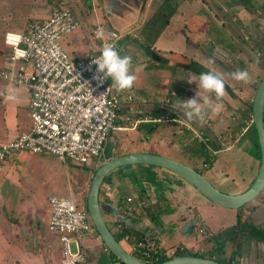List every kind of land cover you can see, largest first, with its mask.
<instances>
[{"label":"crops","instance_id":"1","mask_svg":"<svg viewBox=\"0 0 264 264\" xmlns=\"http://www.w3.org/2000/svg\"><path fill=\"white\" fill-rule=\"evenodd\" d=\"M33 1L25 2L27 3L25 5L28 6H33L34 4L31 11L28 8H21V5H19L20 1L12 0L14 4L12 9L5 13L4 20L0 16V20L7 22L11 17H20L23 22L17 31H21L28 21L41 20L47 17L60 0ZM63 1L70 8H72L70 4L79 2V0ZM91 2H93L92 7L99 2L100 14L97 10H90L88 19L93 23H86L82 28L78 26L75 31L63 37L62 46L64 50L74 59L86 58L91 54H95L98 49V42L94 40L92 34L95 27L103 28L104 31L115 30L119 32L121 38L118 40L116 48L121 56L130 55L132 57V73L137 77L134 85H136L138 92L141 94L139 96L141 101L137 102L131 94L134 86L130 91L117 93L114 88L110 87L111 79H109L110 90L117 93L115 101L118 108L119 121L116 125L123 127L121 130L114 129L113 131L130 132L131 134L138 133L141 137L135 138L134 145H132V141L129 142L127 139V145L122 142L123 145L117 146V138L113 137V131H111L104 147L103 157H112L113 153L118 156L134 152H149L159 155L170 152L172 159L192 167L189 163L191 162L193 165L194 158L183 151L181 153V149L189 147L187 143L190 141L197 142L196 137H192L188 142L186 140L183 145L179 142L180 145L167 135H163L165 128L156 130V132L160 130L157 133L159 139H156V135L151 133L156 124L172 123L190 131L193 136H195L196 132H199L203 134V137H206V139L202 140L203 143H206V149L201 145V151H203V154L208 155L207 157L210 161L207 162L210 167L205 169L201 166V169H205L206 172H214L217 164L220 167L224 165L221 163L219 156L225 151H231L237 144H241L243 151L244 148L249 151L248 154L245 153L247 156V174L252 172L251 175L253 176L257 172L258 155L256 156V150L247 139L248 137H245L244 133L241 132L245 124L244 121L251 115L249 107L247 112L240 115L243 117L240 127L222 128L219 118L220 111H209L206 117V122L209 123L208 126L200 128L201 122L198 120L188 121L182 112L174 108L173 105L178 99L186 100L187 94L199 91L197 87L189 85L187 82V79H189L187 78L188 75L196 77L198 84L200 73L209 70L218 72L216 69L225 68L224 64L228 59L226 58L227 53L225 50L228 47L224 44L223 38L227 39V36L233 38L235 40L234 48L244 54L245 59L250 60L248 57L249 52L255 49V46L252 47V42L256 38L255 36L260 34V30H257V28H263V24L256 21L257 15L255 12L244 13L245 11L243 10L239 11L243 7L230 3L229 0H174L172 1L173 3L170 0H91ZM253 2L255 1L253 0ZM37 3L38 5L35 6ZM255 4H258L264 10V0H258ZM245 6L248 7L247 5ZM72 13L79 22L76 11H72ZM211 21L212 23L214 22L212 26L218 27L212 33L215 35L216 30H218L222 35L217 37V41L214 39L213 48H211L210 44L207 46V41L202 44L197 41V38L206 34L207 24H210ZM8 26H10L9 21ZM222 29H225V32ZM241 29L243 32L240 35L239 30ZM185 30L187 31L186 37L184 35ZM256 31L259 33H255ZM209 33L210 30L208 29V37L210 36ZM3 38L2 44L0 41V64L6 63L7 48L3 43ZM261 39L263 38L261 37ZM204 47H206V50H204ZM183 61L188 62L183 63ZM181 75L184 77H181ZM2 81L0 79V142L7 143L28 131L30 127L29 93L22 87H11V85V88H9L2 84ZM255 81L256 77L248 83V86L250 87ZM3 82L7 84L5 81ZM142 86L152 90V95L144 92V87ZM225 86L229 87L226 82ZM249 87L245 90H250ZM225 90L229 94L237 95L230 88L229 90L225 88ZM246 93L248 92H243V97ZM195 96L196 94H192L190 98ZM238 96L228 102L229 107L234 109L233 114L237 117L238 114L235 112H238L237 110L239 109L236 104L239 101V98L237 99ZM201 97H203L202 93ZM130 98H133L132 102ZM210 103L215 105L218 102L210 100ZM161 115L168 116L176 121H152L140 124L134 129L125 128L126 125L120 121L125 116L134 121L138 117L155 119ZM144 125H147L146 128H142ZM177 134L180 135L181 132L178 131ZM235 136L240 137L235 138ZM216 138H219V143L224 144L227 148L213 150V142L218 140ZM242 138L245 139L244 142H240ZM139 140H142L143 143L139 142ZM138 143H142V149L136 148ZM197 143L202 144L201 142ZM247 144L249 147L246 146ZM177 153H179L180 159L176 157ZM197 153L202 154L199 151ZM184 157L188 159L189 163L182 159ZM72 163L76 168L83 167L88 170V173L77 177L78 180L76 179L77 200L74 199V194L69 185L66 191L59 185L62 184L59 165H63L66 168ZM98 166L99 161L93 167H88L72 161H62L49 153L33 154L26 150L17 151L11 158L7 159L0 167V245L5 252L2 255L3 261L0 264H31L32 260L36 259L35 264H45V259L41 256L42 253H33L34 251H31L36 246V243L46 244L47 248L50 249L46 255V261L50 262L51 259L50 264H61L58 236L50 232L48 228L47 230L51 236L47 235L46 229L43 231L44 229L41 228L42 225L45 228L44 223L46 222L48 226L50 216L48 198L51 196L68 197L72 198L78 206L84 207L91 178ZM122 168L110 173V176L108 175L102 182L99 190V205L103 218L105 214L106 219L104 218V220L107 226L111 231L115 232V237L118 236V241L124 247L130 248L128 241L135 242L134 239L144 238L145 236L148 237L144 240L145 242L147 241L146 243L150 241L151 244L149 245L151 247L154 245L160 248L161 252L166 256L174 252L173 250L176 247L178 250L186 247H195L194 250L196 248L201 250L203 249V243L199 241L193 242L189 238L180 235L184 224L192 218H195L197 222L199 221L198 223L204 224L198 209H212L214 211L219 210V212L236 211L237 215L240 216V222L236 221L235 225L233 223L227 224V228L223 230V235L213 236L207 246L210 251H213L217 244H221L223 251L219 253L218 257L224 258L226 262L229 260L230 264H264L263 258H260V252H264V246L258 244L257 240H254L255 238L252 239L253 237L249 238L250 241L243 240L245 236H251L252 231V228L249 227L244 230L241 225L247 220L245 216L248 212L247 210L237 212L238 209H226L212 204L181 178L166 170L145 165H131ZM147 168L150 171H147ZM140 170L151 173L150 175L152 176L154 175L153 181L151 183H142V178H140L139 174H136ZM213 177L218 184L221 183L214 174ZM252 180L253 178H250L247 181V186L242 189L240 187L236 189L237 185L234 186V189L230 190L229 193H238L245 190ZM24 192H30L35 201L26 207L24 217H18L14 213V209L19 205L20 201L18 199L22 198ZM148 195H150V201L146 202ZM17 197L18 199H15ZM142 203L144 204L142 207L138 206ZM247 205V208L250 205L252 207L258 206V208L264 207V204L257 202L256 199H253ZM6 211H10L8 212L10 215ZM256 212H258L257 215L255 213L256 217L252 216L251 219L263 225L264 220L260 221V217L264 216L262 214L264 210ZM124 213H127V216L122 220L121 226H119L117 223L123 218ZM254 222L249 224L254 225ZM203 226L206 227L205 225ZM240 230L242 233H240ZM209 231L211 232V230ZM234 231L236 232L234 234H239L238 236L242 237V239L237 240L238 243L234 241L238 251L242 254L244 253L241 263L238 262L237 258L232 257V254L228 252L225 254V245H223L224 241L228 244L233 243L232 238L235 239L236 236L234 234L231 235V232ZM14 235H16L18 243L23 248L20 245V247H15V242H12ZM145 242L144 246L149 250V246H146ZM83 246L88 264H117L110 259L108 252L103 248L104 245L99 242L98 235L86 236L83 239ZM253 248L257 249L255 250L257 252H253ZM12 249L17 251V254L11 253L10 250ZM101 253L104 254V258L100 256ZM92 256L94 257L93 263L92 260L90 261ZM151 257L148 260H151Z\"/></svg>","mask_w":264,"mask_h":264},{"label":"built area","instance_id":"2","mask_svg":"<svg viewBox=\"0 0 264 264\" xmlns=\"http://www.w3.org/2000/svg\"><path fill=\"white\" fill-rule=\"evenodd\" d=\"M78 26L76 16L66 2L60 0L47 17L30 20L21 31L4 34L7 54L6 63L0 64V79L28 91L31 124L28 131L14 140L0 142V167L15 152L22 150L33 154L49 153L62 161L93 167L111 131L123 128L116 125L119 121L117 93L110 90L109 80L100 82L96 66L92 64L105 43L117 47L121 34L115 30L105 31L106 36L101 40L96 36L100 27H95L92 34L98 42L96 53L74 59L64 50L62 39ZM170 120L176 121L167 116L157 119L138 117L134 121L128 116L120 119L127 129L152 121ZM250 125L251 115L241 132L245 134ZM48 205L47 228L58 236L61 264H88L83 239L95 235V229L87 210L68 197L51 196ZM194 232L204 239L213 237L199 223ZM128 243L139 258L150 259L149 250L143 243Z\"/></svg>","mask_w":264,"mask_h":264},{"label":"rangeland","instance_id":"3","mask_svg":"<svg viewBox=\"0 0 264 264\" xmlns=\"http://www.w3.org/2000/svg\"><path fill=\"white\" fill-rule=\"evenodd\" d=\"M16 1L17 2L18 1L21 2L19 4V5H21L20 6L21 8H24V9L28 8L31 11L33 10L34 4H33V6L25 5V4H27L25 2H29V1H33V0H16ZM172 1H174V0H170L171 3H173ZM229 1H230V3H235L236 5L238 4V5H240V6H242L244 8V9L241 8L239 11L243 10V11H245L244 13H246V12L247 13H252V12L254 13L255 12V14L257 15L256 16L257 17L256 21L261 22L263 24L262 25L263 28H257V30H260V34L258 36H255L256 38H254V40L252 42V47L255 46V49H253L252 52L251 51L249 52V56L248 57H249L250 60L245 59L244 54H242L240 51H237L234 48L235 47V40L233 38L228 37V36H227V39L223 38L224 44L226 45V47H228V49L225 50V52L228 55V56L226 55V58H228V59H227V61L224 64L225 68L216 69V70L223 75L224 81L229 86V87H227V90H229V88H230L231 90L235 91V93L237 95L229 94L225 90L224 97L220 101H217L218 103H220L222 105L220 107V109H219V111H220L219 118H220V124H221L222 128H232V126H234L235 128H236V126L240 127L239 123L242 124L241 121H243V117L240 116V115L243 114L244 112L248 111V107L250 106V104L252 102L253 95H254L255 89H256V87L258 85V82H260V79L262 78V76L264 74V61H263L264 60V10H262L260 8V6H258V4H255V2L257 3L258 0H254L255 2H253V0H229ZM13 2H12V0H0V16H1L2 20H4L5 13L8 10L12 9V7H13L12 5H14ZM35 2H36V0H35ZM92 4H93V2H91V0H79V2L76 3V4L75 3L70 4L72 8H70V7L69 8L72 11H74V12L76 11L77 17L79 19V26L81 28H82V26H85L86 23H93L90 19H88V16H89L88 14H89L90 10H92V9L93 10H97L98 13L100 14V4H99V2H97V4L94 5L93 7H92ZM37 5H38V3L35 6H37ZM245 5H247L248 7H246ZM259 15H260V17H258ZM90 17L92 18V16H90ZM8 21L10 22V26L7 27ZM8 21L7 22H5V21L2 22L0 20V41H1V44H2V38H3L4 33L6 31H17L20 28V24L23 22L22 20H20V17H15V18L11 17V19H8ZM207 25H208V27H206V29H207L206 34H205L206 36L203 35L202 37L197 38V41L200 42L201 44L204 43V41H207V43H208L207 46H209V44H210L211 48H213L215 41H217V37H220L222 35H221V33L218 30H216V32H215L216 36L212 33L214 29L218 28L216 26H212V25H214V22L212 23V21H211L210 24H207ZM80 27H79V29H80ZM208 29L210 30V33H209L210 36L209 37L207 35L208 34ZM222 30L225 32V29H222ZM242 32H243L242 29L239 30V34L240 35L242 34ZM255 33H259V32L256 31ZM184 35H185V37L187 36V31L186 30L184 32ZM211 35H212V37H211ZM261 37L263 39H261ZM214 39H215V41H214ZM204 50H206V47H204ZM255 51H257V52H255ZM185 62H188V61H183V63H185ZM226 69H227L228 72L226 71ZM238 70H246V71H248L249 76H250V81H252V79H255V77H256V81L253 84H251L250 87H249L248 83L245 84L243 82H238V81L232 79L231 73H233L235 71H238ZM181 77H184V76L181 75ZM187 78L190 79V78H192V76L188 75ZM1 83L6 85L9 88L14 87V86H11L10 84L7 85L8 83L5 84L3 81ZM111 83H112V81H111ZM189 85L191 87L194 86V87L198 88V84L197 83L195 84L193 82V83H191ZM133 86H134V88H133L134 90H132L131 94L133 95L134 100L139 102V101H141L140 97H139L141 94L138 92V90L136 88V85H133ZM142 87H144L143 88L144 92L148 93V95H152V93H151L152 90L146 89L145 86H142ZM247 87H249L250 90H245V89H247ZM244 91L248 92V93L244 94V97H243V92ZM192 94H196L195 91L191 92L190 94H187L188 95L187 99H191L190 97H191ZM235 96H238L237 99L239 98V101H237L238 103H236L238 105L239 109L237 110L238 112H235L236 114H238V117L235 116V114H233V110L234 109H231L229 107L230 105L228 104V102H230V100L236 98ZM133 98L132 99L130 98L131 102H132ZM201 98H203V97H201ZM214 99H215L214 95H211L209 97V101L211 100V101L216 102V100H214ZM162 116H165V115H161L160 117H162ZM160 117H158V118H160ZM151 119H153V118H151ZM155 119H157V118H155ZM247 120H245L244 123H246ZM208 124L209 123H207L206 120H205V122L201 124L200 128L201 127L205 128V127L208 126ZM146 126L147 125H144V127H142V128H146ZM160 128H165L163 130V135H167L168 137L171 138V140H174V141H176L178 143L180 142L182 145H183V142H185L186 140H187V142L190 141V139H192V137H194V138L196 137L197 142H201L203 139H206V137H203L202 133L196 132V134H194L195 136H193L190 131L185 130L182 127H180L178 125H174L172 123H168V124L159 123V124H156L155 128L151 132L153 135H156L155 136L156 139H159L158 136H157L158 135L157 133L160 132V130L158 132H156V130L160 129ZM178 131L181 132L180 135L177 134ZM112 135H113L114 138H117L116 139L117 146L123 145L122 142L126 143V145H127V139L129 140V142L132 141V145H134L135 144V138L138 137V136H139L138 138L141 137V135H139L138 133L131 134L130 132L123 133L121 131H113ZM244 136L248 137L247 139L249 140V142H251L252 147L256 150L255 151L256 156L258 155V157H257L258 161H257V164H256V170H257L258 166H259V150H258V145L256 143V137H255V132H254V129H253V125H252V128H251V125H250V127L247 129V131L244 134ZM237 137H240V136H235V138H237ZM216 139H218V140L213 142L214 146L217 145L216 143L219 144V147L216 148V150H218V149H226L227 148V146H225L224 144L219 143V138H216ZM244 140L245 139L242 138L240 140V142L241 141L244 142ZM139 142L143 143L142 140H139ZM197 142L190 141L189 143H187L189 145V147L181 149V153L183 151L185 153H188L190 157L194 158V161L192 160L194 162V164L192 165L191 162L189 163L187 161L188 159L186 157H184L182 159H184L193 168H195L197 171H199L202 174V176H204V178L212 186H214L216 189H218L219 191L225 192V193H229V191L233 190L234 186H236V185H237L236 189H238V187H240L242 189L243 187L247 186V181L250 178L254 179L253 176L256 174V172L255 173L253 172L254 173L253 176L251 175L252 172L247 174L248 173L247 172V167H246V165H247V158L246 157L247 156L245 155V153L248 154L249 151H248L247 148H244V151H243V149L241 148V144H237L235 146V148L232 149L231 151L223 152L222 155L219 156V158H221V161H222L221 163L224 164V165H222L220 167L217 164L215 171L211 173V172H206V170H205L207 167L208 168L210 167V164L208 163L210 161V159H208V157H207L208 155L207 154H203V151H201V145L206 147L205 146L206 143L204 142V144H199ZM142 143H138L136 148L137 149L138 148L142 149V147H143ZM246 146L249 147L248 144ZM198 151L201 152L203 155L202 154L201 155L198 154L197 153ZM176 155H177L176 156L177 158L180 156L179 153H177ZM249 155H250V153H249ZM163 156L170 157V158L172 157V156H170V152L165 153ZM179 159H180V157H179ZM218 161H220V159H218ZM201 166H203L205 169H201ZM135 168H137V167H135ZM146 170L150 171L149 168H147ZM59 171H60V175H61V178H62V184H59V185L61 187H63L64 191H66L68 189V185H69L70 188H71V191L74 194L73 195L74 199L77 200L78 199V195H77V191L78 190H77V181H76V179L78 180L77 177H81V176L85 175L86 173H88V170L84 169L83 167L82 168L81 167L76 168L75 165L72 163L71 165H68L66 168H64L63 165H59ZM144 172L140 170V171H137L136 174L140 175V178H142V180H141L142 183H144V182L151 183L153 181V176L154 175L152 176V175H150L151 173H148L146 171H144ZM213 174L217 177L218 180L221 181V183L218 184L214 180ZM251 182H250V184H251ZM238 184H239V186H238ZM149 198H150V195H148V198H146L147 199L146 202L150 201ZM15 199H18V197L15 198ZM255 199H256L257 202H260L261 204H264V189L258 195V197H256ZM18 200L20 201V203H19V205H17V207H15L14 213L18 217L19 216L20 217H24V214L26 212V210H25L26 207L29 206L31 204V202H34L35 198L31 196L30 192L29 193L24 192L22 198H20ZM247 204H245L244 206H246ZM251 204H254V203H251ZM143 205L144 204L142 203L141 205H138V206L142 207ZM244 206L237 210V212H240V211L243 212V210H247L248 211L245 214V216L247 218L246 222L242 223V224L240 223V224L243 226L244 230H247V227H249V228H253L254 227L253 228L255 230L254 233H261L264 230V224L263 225L258 224L257 222H254V219L252 220L251 218H252V216L256 217L255 213H256V215L258 213L256 211L264 210L263 209L264 207L263 208L262 207L258 208V206L252 207L250 205L248 207L250 209H248L247 208L248 205L246 207H244ZM6 212L8 213L10 211H6ZM198 212H199V215L201 217V220L204 223L203 225H205L209 230H211V232L214 234L213 236H215V237H217L218 235H223V230H225L227 228L226 227L227 224L233 223V225H235L236 221L238 223L240 222V216L237 215L236 211H220L219 212V210L218 211H214L212 209H209V210H207V209H198ZM217 212H219V213H217ZM262 214H264V212ZM8 215H10V213H8ZM126 216H127V213H124L123 214V218H121L120 222L117 223L119 226H121L122 220H124L126 218ZM104 218L106 219L105 214H104ZM261 220H264V216L260 217V221ZM198 222L196 221V223H198ZM250 222H254L255 224L251 225V224H249ZM199 224H202V223L200 222ZM44 226H45V228L43 227V225L41 226V228L44 229L43 231H45V229H46V234L51 236V234L47 230V222L44 223ZM206 227H204V228H206ZM112 233L114 234L115 232L112 230ZM234 233H236V232L235 231L231 232V235H233ZM240 233H242V231ZM234 235L236 237H235V239L232 238L233 239L232 240L233 241L232 244L231 243L228 244V243H226V241L223 242V245H225V250H226L225 254H227V252L232 254V257L237 258L238 262L241 263L243 261L242 258H243L244 253L242 254V253H240L238 251V248H236V245H234L235 244L234 241L242 239V237H239L238 236L239 234H234ZM194 236H196V235H194ZM252 237L253 236H245L243 240L244 241H250L249 238H252ZM261 237H262V235H261ZM116 238H117V240H119L118 236H116ZM145 238L147 239L148 237L144 236V238H139V239H136V240L134 239V241L136 243H141V244L143 243V245H144V242H145L144 240H146ZM252 239H254L255 241L257 240L256 242L258 244H260L261 246L262 245L264 246V243H262L261 241H260L261 242L260 243L258 241V237H253ZM224 240H225V236H224ZM259 240H260V238H259ZM196 241H199V242L204 244L203 245V249L202 250H198V252L201 254L200 255L201 257L209 258V257L212 256V258H214L213 253H214L215 248H214L213 251H210V248L207 246V244H209L211 242L209 239H207V241H206L204 238L196 236ZM12 242H15V247H20L21 246V248H23V246L18 243L19 241L17 240L16 235H14ZM99 242L102 244V242L100 240H99ZM237 243H238V241H237ZM149 244H151L150 241L148 243H146V246H149V253L151 255L152 253L156 252L157 247L154 246V245H153V247H151ZM29 245H27V246L30 248L31 245L30 246ZM47 249L48 248H47L46 244L41 245L40 243H36V246L31 251H34L33 253H35V252L36 253H42L41 256L44 257L45 264H50L51 259H50V262L46 261V255H47L48 251L50 250V249H48V250ZM125 249L128 252H130V253L132 252V250L130 248H128V247H125ZM255 250H257V249L253 248V252H257ZM151 251H152V253H151ZM173 251L174 252L170 251V252H172L171 254L169 253L170 256L173 255L176 252L180 253V251L178 250L177 247L174 248ZM10 252L13 253V254L14 253L17 254V251H14V249L10 250ZM4 253L5 252L3 251V248L0 245V263L3 261V256L2 255ZM102 254L103 253H101L100 256L104 258V254L103 255ZM132 254H134L136 257H140L138 254H135L133 252H132ZM215 256H216V259H218L220 261V263L230 264V262H228L229 260H227V262H226L224 258H221V257L218 258V254L215 255ZM260 258H263L262 260L264 261V252H260ZM36 260H32L31 264H35ZM91 260H92V263H93L94 262V257L93 256L90 257V261ZM144 261L152 262L151 260H144ZM117 264H119V263H117Z\"/></svg>","mask_w":264,"mask_h":264},{"label":"water","instance_id":"4","mask_svg":"<svg viewBox=\"0 0 264 264\" xmlns=\"http://www.w3.org/2000/svg\"><path fill=\"white\" fill-rule=\"evenodd\" d=\"M251 120L259 150V166L251 184L245 190L238 193L219 191L193 167L163 155L149 152H134L118 156L113 153L112 157L106 156L100 160L98 158L99 166L91 178L86 195L85 209L99 240L106 250L121 264H222L213 258H204L190 254L174 256L156 263L146 262L136 257L125 249L107 226L99 205V190L104 179L116 169L131 165L153 166L178 176L212 204L226 209H239L255 199L264 189V76L258 83L253 95ZM195 224V219L186 222L181 232L188 231Z\"/></svg>","mask_w":264,"mask_h":264},{"label":"clouds","instance_id":"5","mask_svg":"<svg viewBox=\"0 0 264 264\" xmlns=\"http://www.w3.org/2000/svg\"><path fill=\"white\" fill-rule=\"evenodd\" d=\"M98 39L103 40L106 33L103 28L96 32ZM92 64L96 66L97 78L103 83L111 79L112 88L117 93L130 91L137 77L132 73V57L130 55L121 56L113 43H105L100 54L92 59ZM232 79L243 82H250V76L246 70H238L231 73ZM189 84L197 83V78L187 79ZM198 89L196 96L191 99H178L173 105L174 108L182 112L188 121L198 120L203 123L209 111L218 112L222 106L220 103L213 105L209 101L211 95L215 96L216 101H220L225 95V81L221 73L215 70L202 72L198 76ZM201 93L203 98L201 99Z\"/></svg>","mask_w":264,"mask_h":264},{"label":"trees","instance_id":"6","mask_svg":"<svg viewBox=\"0 0 264 264\" xmlns=\"http://www.w3.org/2000/svg\"><path fill=\"white\" fill-rule=\"evenodd\" d=\"M225 88H227V86H225ZM249 111H250V114H251V104L249 106ZM239 126H240V123H239ZM237 127L238 126H236V128ZM251 128H252V125H251ZM201 131L203 132V130H201ZM202 144H204V143L202 142ZM216 144L217 145H215V146L213 145V150L219 147V144L218 143H216ZM205 149H206V147H205ZM84 208H85V205H84ZM253 228H252V231H251V236L258 237V241L264 242V230L261 233H254L255 230ZM95 234L97 235L96 231H95ZM261 235H262V237H261ZM259 238H260V240H259ZM205 240H207V239H205ZM222 247L223 246H221V244L220 245L219 244L216 245V248L214 250L215 255H217V254L219 255V253H221L223 251V248ZM103 248L105 249L106 252H108V250H106V248L104 246H103ZM182 254H184V253H181V252L178 253V252H176V253H174L171 256H166L163 252H161L160 248H157L156 249V252H154V253L151 254V256H152L151 257V261H152V263H156V262L164 261V260H166L168 258H171V257H174V256H179V255H182ZM108 255H109V257H110L111 260H113L116 263L121 264L111 253L108 252ZM215 255H213L214 256L213 259H215L216 261L220 262L218 259H216V256ZM209 258H212V256L209 257ZM222 264H224V263H222Z\"/></svg>","mask_w":264,"mask_h":264},{"label":"flooded vegetation","instance_id":"7","mask_svg":"<svg viewBox=\"0 0 264 264\" xmlns=\"http://www.w3.org/2000/svg\"><path fill=\"white\" fill-rule=\"evenodd\" d=\"M104 151L105 150H103L102 152H101V154H100V157H99V160L100 159H102V158H105V157H103L104 156ZM98 161V160H97ZM193 219V218H192ZM191 219V220H192ZM188 221H190V220H188ZM187 221V222H188ZM186 224V223H185ZM184 224V225H185ZM196 225V224H195ZM181 230H182V228H181ZM194 230H195V226H193L192 228H190L188 231H185V232H179L180 233V235H183V236H185V237H187V238H189L190 240H192L193 242H195L196 241V236H194V235H196V233L194 232ZM193 234V235H192ZM194 248L195 247H190V248H185V249H180L179 251L181 252V253H184V254H190V255H197V256H199V255H201L199 252H198V250H197V248H196V250H194ZM202 250V249H201Z\"/></svg>","mask_w":264,"mask_h":264}]
</instances>
